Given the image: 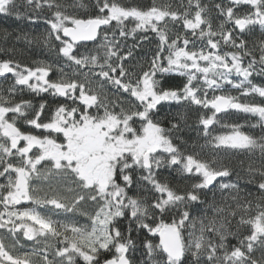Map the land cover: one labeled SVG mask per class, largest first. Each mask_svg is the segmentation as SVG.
<instances>
[{
    "label": "snow or ice",
    "instance_id": "snow-or-ice-1",
    "mask_svg": "<svg viewBox=\"0 0 264 264\" xmlns=\"http://www.w3.org/2000/svg\"><path fill=\"white\" fill-rule=\"evenodd\" d=\"M0 14L42 21L22 38L53 57L0 49V264H264V0H0Z\"/></svg>",
    "mask_w": 264,
    "mask_h": 264
},
{
    "label": "trees",
    "instance_id": "trees-1",
    "mask_svg": "<svg viewBox=\"0 0 264 264\" xmlns=\"http://www.w3.org/2000/svg\"><path fill=\"white\" fill-rule=\"evenodd\" d=\"M66 3L71 4L72 0H65ZM87 2V0H85ZM124 3H150L151 0H123ZM179 0H157V3L159 4H167L171 3L173 6L178 4ZM208 0H205V3H207ZM23 11V9H21ZM219 21H217L218 23ZM46 25L41 21L37 24H33L29 22L27 19L23 20H17L15 16H7L4 14H0V49H14L11 53H8L7 55H10L11 58L20 61L23 64L27 65H33L34 62L39 61V60H51L53 57L49 54L48 50L43 48L42 46H38L37 44H28L22 37L24 33L29 34L32 37H35L38 34L44 33L46 30ZM7 32L9 34L8 41L5 44L3 36L4 33ZM21 36V39L17 40V36ZM260 33L257 31L254 36L251 38L253 41L260 39ZM150 39H153L150 37ZM129 43H132L131 40H129ZM93 47L92 44H87V49L85 48H80V52L84 53L86 50H91ZM155 48V41L153 39V43L151 45L145 44L143 48L138 50L136 53L137 59L141 60L142 62V57L145 55V53H148L150 49ZM6 58V54L3 51H0V59ZM53 78L55 77V73L52 74ZM177 79H183L182 77H177ZM254 82L257 84H264V77H254ZM3 87H6V85H0ZM231 94L234 96H239L240 93L237 92L236 90H231ZM25 99H32L33 103L38 105L41 102L40 97H32L27 94V96H24ZM46 99L49 100L50 107H55V102L53 98L51 97H46ZM260 98L258 97H247V98H242L243 102H249V101H259ZM168 111H172L173 113H176L177 111L180 112H187V115L189 117V123L193 126L196 125L197 122V116L195 112H188L187 109L185 108H178L177 106H173V108L168 109ZM47 116V113L45 114V118ZM255 117H250L242 113L235 114L233 117H231L229 122H235V123H240L244 125L246 122L252 123L255 122ZM245 131H249V128L247 126L244 127ZM222 129H220L219 126H216L215 132H220ZM256 134H259V129H256ZM215 134V133H214ZM190 139L188 140L189 146L195 144L196 145V150H199V146L204 144V139L203 138H197V133L195 131H192L190 134ZM205 152H207V149H205ZM230 160L231 164L235 167L236 171L240 174L242 177L241 179V184L247 183L248 177L245 175V170L247 169L248 166V158L242 154V153H235L233 155H230L228 157ZM241 161H243V166H241ZM164 178L165 179H172V177H169L167 173H164ZM175 183V180L173 181ZM34 183L43 186L42 182L34 181ZM254 192V189H252ZM25 206H30V205H25ZM86 211H91V205L88 204H82L81 205ZM51 207V206H49ZM0 210H2V206H0ZM41 211H44L41 209ZM69 217H72V214H68ZM57 219H64V215L61 214L58 217H55ZM76 221L79 222L81 225H85L89 223L87 220V217L81 216L79 214H76L73 217ZM0 235H3V232L0 231ZM21 241L25 243L27 247L32 246V242L29 241H24L22 235H21ZM6 243H10V240H6ZM235 243V241H233ZM256 256L259 257L260 253L257 252Z\"/></svg>",
    "mask_w": 264,
    "mask_h": 264
},
{
    "label": "flooded vegetation",
    "instance_id": "flooded-vegetation-1",
    "mask_svg": "<svg viewBox=\"0 0 264 264\" xmlns=\"http://www.w3.org/2000/svg\"><path fill=\"white\" fill-rule=\"evenodd\" d=\"M153 39H154V38H153ZM0 85H6V84H4V82L2 81V79H0ZM25 95L27 96V93H25ZM38 182L41 183V181H38Z\"/></svg>",
    "mask_w": 264,
    "mask_h": 264
},
{
    "label": "water",
    "instance_id": "water-1",
    "mask_svg": "<svg viewBox=\"0 0 264 264\" xmlns=\"http://www.w3.org/2000/svg\"><path fill=\"white\" fill-rule=\"evenodd\" d=\"M88 44H92L91 42H88Z\"/></svg>",
    "mask_w": 264,
    "mask_h": 264
}]
</instances>
